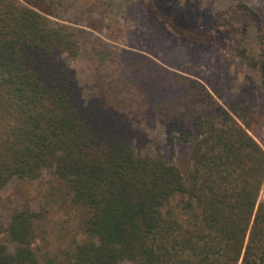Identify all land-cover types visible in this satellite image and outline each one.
I'll list each match as a JSON object with an SVG mask.
<instances>
[{"label": "trees", "instance_id": "16d2710c", "mask_svg": "<svg viewBox=\"0 0 264 264\" xmlns=\"http://www.w3.org/2000/svg\"><path fill=\"white\" fill-rule=\"evenodd\" d=\"M63 1L0 0V201L11 182L50 170L83 211L82 238L65 259L41 262L45 212L23 202L7 222L0 214V264H264V10L250 9L257 47L238 49L255 82L239 87L208 63L195 74L145 55L128 61L130 52L103 46L106 68L85 89L68 57L92 33L51 22ZM147 8L159 30L170 20L198 33L197 1ZM158 125L172 158L177 140L191 143L186 173L145 152Z\"/></svg>", "mask_w": 264, "mask_h": 264}, {"label": "rangeland", "instance_id": "374dc122", "mask_svg": "<svg viewBox=\"0 0 264 264\" xmlns=\"http://www.w3.org/2000/svg\"><path fill=\"white\" fill-rule=\"evenodd\" d=\"M191 1H197L202 9V23L197 24L198 33L194 34L200 35L199 40H195L194 35L182 34L185 28L180 24H175L176 30L170 20L162 23V30H159L155 25L161 21L160 15L147 8L150 0H64L55 5L54 13L48 17L54 24L65 23L92 33L81 32L82 50L77 56L68 57L85 89L95 82L94 75L104 70V58L107 56L103 54V46H116L115 49L130 52L125 60L130 61L132 53L145 55L180 72L172 66L189 65V69L197 74L198 67L208 63L213 65L212 72L230 73L234 84L239 87L257 81V71L240 57L238 49L247 47L252 50L257 47L258 33L250 9L263 11L264 0ZM143 8L148 11L146 13L150 12L151 19L141 22L140 9ZM99 20L102 21L97 22ZM88 24L99 28L93 29ZM217 27L221 29V34ZM129 30L133 31L130 35ZM160 130L161 126L158 125L157 129L149 131L150 141L145 152L172 160L186 173L192 165L191 143L177 140L172 158L169 150L164 148V136ZM262 146L264 148V144ZM59 182L53 172L44 170L36 180L13 181L2 190L0 214L5 222L9 220L13 208L23 202L45 212V218L38 223V237L34 245L41 262L52 254L65 259L64 250L76 239L82 238L79 222L83 211L71 202L66 187ZM260 201H264V181L258 203ZM3 239L8 241L6 235H3Z\"/></svg>", "mask_w": 264, "mask_h": 264}]
</instances>
